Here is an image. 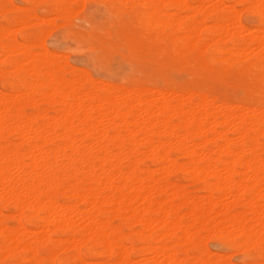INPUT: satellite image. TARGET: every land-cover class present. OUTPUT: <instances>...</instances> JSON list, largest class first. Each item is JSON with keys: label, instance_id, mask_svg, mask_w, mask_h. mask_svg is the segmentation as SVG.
<instances>
[{"label": "bare ground", "instance_id": "bare-ground-1", "mask_svg": "<svg viewBox=\"0 0 264 264\" xmlns=\"http://www.w3.org/2000/svg\"><path fill=\"white\" fill-rule=\"evenodd\" d=\"M23 1L64 18L74 0ZM132 1L145 27L142 40L125 37L134 50L157 46L159 60L193 77L236 65L255 89L232 103L196 83L168 82L164 93L87 70L76 79L26 32L30 18L43 21L36 11L0 0V260L234 264L209 249L215 238L241 264H264V0Z\"/></svg>", "mask_w": 264, "mask_h": 264}, {"label": "rangeland", "instance_id": "rangeland-1", "mask_svg": "<svg viewBox=\"0 0 264 264\" xmlns=\"http://www.w3.org/2000/svg\"><path fill=\"white\" fill-rule=\"evenodd\" d=\"M13 1L19 8L23 6L27 8L32 7V11H36L39 18L43 20L41 21L38 19V16L36 19L40 21H33L35 19L34 17L32 19L30 18V21H28L29 23H27V27L29 26V28L25 30H27L26 32L31 31L30 34L35 35L36 33L37 35H41V37L38 36V38L39 40L40 38L43 40L41 43H43L44 46L46 45L45 47L49 52L55 53L56 56L59 55L60 57H58L60 59L64 57V60L61 61L64 62L66 60L65 62L68 63L69 66L76 69V74L72 73V76L70 75L72 71H67V78L75 77L77 79L79 73L82 74L83 71L85 72V70H87L84 75L92 76L91 79H94V81L97 80L96 82L108 83L114 85V87H147L151 90L158 89L164 91V93L167 91L164 85L168 82L174 81L173 83L183 87H186L190 83H196L206 87L212 96L220 100L225 99L232 103H241L243 97L248 95L249 88L255 89L256 87L255 82L249 75H241L238 73L236 65H227V67H224V71L220 72L217 76H207L205 78L193 77L188 71L177 68L173 64L174 61L168 57L159 60L157 46H154L151 50L146 48L140 49L139 51L134 50L125 37L134 34L142 40L141 32H144L145 27L140 24L138 19L134 18L133 20L128 12L129 7H126V5H131L133 3L132 0H126L124 4L121 1L122 3H120V5H118L120 2L119 0H74L70 4L71 6H67V9L71 7L69 11L66 10L69 13H62L65 15L66 19L62 16L59 17L60 14H48L45 10L48 7L47 1L41 0V4L39 6L34 5V7L31 4L25 3L23 0ZM4 3L5 6H7V0H4ZM112 5L114 7H112ZM118 6H120V8H118ZM25 7H23V9H27ZM23 9L9 13L10 15H18L23 12ZM55 15L60 19L56 18V21L53 22ZM5 19L6 18H3L2 23L7 26L8 22L7 20L5 21ZM49 19H53L52 22H50ZM242 19L247 25L254 26L256 24L255 16L247 14V11L242 13ZM39 23L41 24L40 26H38ZM34 24H36V26H33ZM42 25L44 27L46 25L47 28H43ZM121 25L124 26L126 30ZM30 26L34 28V30L30 28ZM18 27H14V29H19L20 27ZM22 28L21 30H23ZM38 28H43V30H39ZM134 28L136 29L134 30ZM119 32L122 35L119 34ZM71 50H74V52ZM146 72L147 75H145ZM78 78H80L79 75ZM173 178L179 179L184 184L188 185L191 191L195 192L196 185L184 179L182 173L174 174ZM5 214L10 215L11 212H5ZM9 223L13 225L14 221L10 220ZM133 229L138 230L139 227H134ZM210 239L207 241V246L213 254L226 255L227 258L229 256L230 262L234 264H241L245 260V256L242 253L230 250L217 239V241L214 240L215 238ZM139 247L137 248L143 249L144 246ZM83 252L85 251L83 250ZM234 252L236 254H234ZM87 258V262L89 263L98 261L90 256ZM2 260H0V264H13L10 259Z\"/></svg>", "mask_w": 264, "mask_h": 264}]
</instances>
